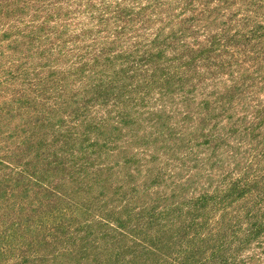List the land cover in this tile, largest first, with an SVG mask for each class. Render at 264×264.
<instances>
[{"label": "rangeland", "instance_id": "rangeland-1", "mask_svg": "<svg viewBox=\"0 0 264 264\" xmlns=\"http://www.w3.org/2000/svg\"><path fill=\"white\" fill-rule=\"evenodd\" d=\"M0 264H264V0H0Z\"/></svg>", "mask_w": 264, "mask_h": 264}]
</instances>
